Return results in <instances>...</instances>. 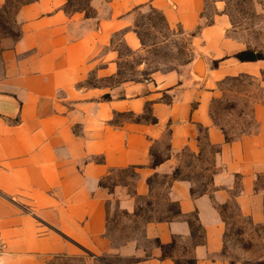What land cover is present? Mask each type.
I'll return each instance as SVG.
<instances>
[{"label": "crops", "instance_id": "0c3cea01", "mask_svg": "<svg viewBox=\"0 0 264 264\" xmlns=\"http://www.w3.org/2000/svg\"><path fill=\"white\" fill-rule=\"evenodd\" d=\"M71 1L34 0L14 13L15 31L0 30V264H177L186 255L195 264H245L225 256L224 211L234 205L264 225V101L254 106L255 129L231 140L211 103L219 80L261 78L264 59L236 57L248 45L229 35L227 1L215 0L211 17L207 0H87L68 10ZM146 9L171 28L197 31L202 77L195 60L185 74L118 80L120 45L145 50L136 21ZM125 114L138 119L118 121ZM156 157L164 159L155 165ZM205 163L204 189L193 194L198 180L189 173ZM129 169L130 183L104 184ZM112 203L134 218L169 203L180 215L146 221L140 238L118 246L109 234Z\"/></svg>", "mask_w": 264, "mask_h": 264}, {"label": "rangeland", "instance_id": "374dc122", "mask_svg": "<svg viewBox=\"0 0 264 264\" xmlns=\"http://www.w3.org/2000/svg\"><path fill=\"white\" fill-rule=\"evenodd\" d=\"M24 1V0H22ZM87 0H73L68 10L86 6ZM214 1L207 0L206 16L214 13ZM226 11L229 12L232 26L229 35L248 45L249 49L264 52V3L263 0H226ZM19 2L12 1L6 8L0 10V30L2 32L15 31L14 13ZM136 29L143 40L145 50L134 54L125 45L120 48L124 55L118 80H139L149 77L154 71H179L183 74L198 55L194 50L193 37L196 32H185L180 26L171 28L160 13L146 9L139 12ZM213 65L212 63L210 64ZM264 78V72L261 75ZM261 78L248 74L227 76L216 83L213 88L215 97L211 103V111L215 121L223 127L229 138H234L243 132L253 131L256 127L254 106L259 100L264 101V88ZM115 82L114 80L111 81ZM145 116H148L145 114ZM125 119L135 120L137 117L125 114L118 121ZM166 140L161 144L165 147ZM209 159V156L205 157ZM206 162V161H205ZM204 165L198 164L197 169L189 173L198 180L194 187L197 191L204 188L208 172H204ZM132 169L126 172H115L104 184L110 188L120 183H130ZM118 175L121 176L118 178ZM160 194L164 190L159 191ZM167 211V210H166ZM166 211L146 212L134 218L121 211L116 204L109 205V234L115 245H122L127 241L141 237L142 226L150 217L164 216ZM227 221L225 233V256L232 261H241L245 264H264V225H255L243 216L234 207L228 206L224 211ZM103 264H126L134 258L115 257L100 259ZM187 255L179 258L181 264H189ZM48 264H85L81 257H53Z\"/></svg>", "mask_w": 264, "mask_h": 264}, {"label": "trees", "instance_id": "16d2710c", "mask_svg": "<svg viewBox=\"0 0 264 264\" xmlns=\"http://www.w3.org/2000/svg\"><path fill=\"white\" fill-rule=\"evenodd\" d=\"M12 1H15V2H19V5L17 7V9L15 10V12L23 5L27 4V3H30L34 0H7V4L5 5V8L8 6V4ZM236 57L241 60V61H256V60H260V59H264V52L263 51H257V50H252V49H245V50H242L240 52H238L236 54ZM146 120H150L152 122H156V119L154 117H151V116H146L145 117ZM232 138H229L228 135H227V140H231ZM164 158L162 157H156L155 158V165L159 164L160 162L163 161ZM178 174V173H177ZM176 175V174H175ZM199 191H197L195 188H193V194H197ZM137 215L139 216H142L141 213L137 212ZM180 215V209L178 207L177 204L175 203H169L168 204V208H167V211H166V214L164 216H160V217H157V218H153V217H150L148 218L146 221H151V220H154V219H157V220H172L174 218H177L178 216ZM174 246V243L168 245V246H164V250H165V253H167V250L168 247H173ZM177 264H181L180 262H178L177 260ZM189 264H195V259L193 258H190L189 260Z\"/></svg>", "mask_w": 264, "mask_h": 264}, {"label": "water", "instance_id": "95a60500", "mask_svg": "<svg viewBox=\"0 0 264 264\" xmlns=\"http://www.w3.org/2000/svg\"><path fill=\"white\" fill-rule=\"evenodd\" d=\"M194 67H195L196 74L199 77H202L205 72V64H204L203 59L200 56H198Z\"/></svg>", "mask_w": 264, "mask_h": 264}]
</instances>
